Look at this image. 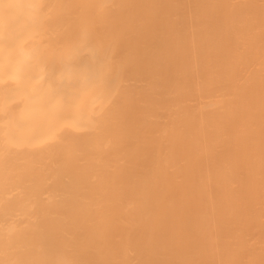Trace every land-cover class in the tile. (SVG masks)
Segmentation results:
<instances>
[{"label":"bare ground","instance_id":"obj_1","mask_svg":"<svg viewBox=\"0 0 264 264\" xmlns=\"http://www.w3.org/2000/svg\"><path fill=\"white\" fill-rule=\"evenodd\" d=\"M0 264H264V0H0Z\"/></svg>","mask_w":264,"mask_h":264}]
</instances>
